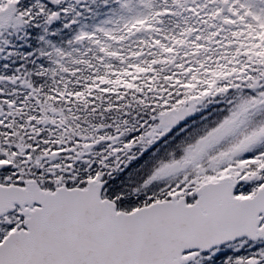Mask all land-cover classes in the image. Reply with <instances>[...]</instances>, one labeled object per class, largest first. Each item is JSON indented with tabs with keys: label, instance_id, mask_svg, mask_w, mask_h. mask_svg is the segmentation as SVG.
<instances>
[{
	"label": "snow or ice",
	"instance_id": "6c2138e0",
	"mask_svg": "<svg viewBox=\"0 0 264 264\" xmlns=\"http://www.w3.org/2000/svg\"><path fill=\"white\" fill-rule=\"evenodd\" d=\"M0 264H264V0H0Z\"/></svg>",
	"mask_w": 264,
	"mask_h": 264
}]
</instances>
